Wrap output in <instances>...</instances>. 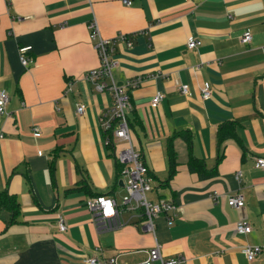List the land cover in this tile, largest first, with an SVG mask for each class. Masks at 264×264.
<instances>
[{"label":"crops","instance_id":"crops-1","mask_svg":"<svg viewBox=\"0 0 264 264\" xmlns=\"http://www.w3.org/2000/svg\"><path fill=\"white\" fill-rule=\"evenodd\" d=\"M131 1L0 0V87L10 95L0 114V195L16 202H0V264H84L93 255L136 264L156 244L179 264H264V253L249 261L243 252L264 245V170L255 166L264 157V0ZM94 20L104 38L133 42L114 45V77L134 104V145L153 177L147 197L177 205L173 222L155 218L154 233L129 209L124 224L99 226L85 203L105 193L120 204L128 185L101 127L113 96L84 78L100 64ZM190 37L201 44L189 49ZM22 46L32 47L29 66ZM156 92L165 96L154 107ZM238 191L241 208L228 202ZM240 220L252 232L239 234Z\"/></svg>","mask_w":264,"mask_h":264},{"label":"built area","instance_id":"built-area-1","mask_svg":"<svg viewBox=\"0 0 264 264\" xmlns=\"http://www.w3.org/2000/svg\"><path fill=\"white\" fill-rule=\"evenodd\" d=\"M193 2L196 0H185ZM126 5H131V0H124ZM90 38L94 42L97 50L100 64L98 67L89 70L84 78L95 84L100 91L108 90L113 96V105L103 115L101 119V127L105 134L107 145L114 146V154L116 161L123 167L122 174L128 179L127 193L119 204L117 200L108 194L102 193L91 196L86 200L87 207L94 213V220L99 226L108 224L110 218H116L119 224H124L122 212L124 209L140 211L145 218V228L155 232V218L160 214H166L169 222L174 221V211L177 205L171 200L161 199L159 201H150L147 194L152 190V174L149 166L145 163L142 152L135 147L133 137V127L129 119L134 104L130 94L123 85H120L114 77V69L118 62L114 55L115 44L117 42L133 45L132 40L125 33H119L113 39H106L100 32L99 25L94 20L89 24ZM252 32L247 30L243 33L241 41L249 43L252 41ZM201 44V40L195 37L188 39L187 45L189 49H194ZM31 46H22L19 49L20 60L24 66H29L34 62L33 58L28 55ZM137 84V80L131 81L130 85ZM73 80L68 81L67 90H72ZM181 91L188 94L190 91L189 84H182ZM164 93L156 92L151 97V105L158 106L164 99ZM212 96V86L206 82L202 87V97L209 99ZM10 100L9 92L0 87V114L7 113L6 105ZM86 106L83 103L78 104L77 112L83 114ZM32 131L35 136H40L41 131L38 126H34ZM4 135L1 133L0 138ZM124 147L118 149L120 144ZM255 166L264 170V157L256 159ZM239 181L242 178V172L236 174ZM231 206L241 208L245 205V195L243 191H238L228 197ZM58 228L60 231L68 229V223L63 215L58 218ZM253 226L248 220H240L237 223L236 231L239 234H248L252 232ZM247 259L254 261L262 253H264V245H247L243 248ZM183 258L181 256L166 257L162 254L159 244H156L148 251V257L142 262L136 264H179ZM84 264H119L115 258H102L99 256H88L84 260Z\"/></svg>","mask_w":264,"mask_h":264},{"label":"trees","instance_id":"trees-1","mask_svg":"<svg viewBox=\"0 0 264 264\" xmlns=\"http://www.w3.org/2000/svg\"><path fill=\"white\" fill-rule=\"evenodd\" d=\"M133 127V126H132ZM194 167V165H192V168ZM0 202L1 203H3V202H6L7 203V205L9 206V204L11 205V208H13L14 207V205H16V202H15V200H14V202L13 201H10V198H9V196L7 195V194H5L3 197L0 195Z\"/></svg>","mask_w":264,"mask_h":264}]
</instances>
